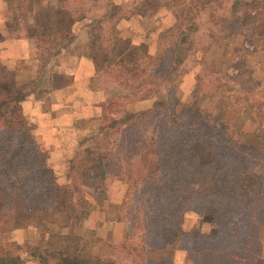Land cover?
Segmentation results:
<instances>
[{
	"label": "trees",
	"instance_id": "16d2710c",
	"mask_svg": "<svg viewBox=\"0 0 264 264\" xmlns=\"http://www.w3.org/2000/svg\"><path fill=\"white\" fill-rule=\"evenodd\" d=\"M6 1V28L35 41L42 68L25 81L0 58V232L24 226L28 218L45 228H66L74 219L81 224L95 203L85 189L99 190V185L121 178L126 184L121 208L131 203L127 213L134 224H143L146 248L186 247L193 235L184 227L183 216L193 210L219 224L230 216L222 230L226 240L221 242L217 234L207 233L203 240L211 243L199 247L197 239V263L257 264L254 245L258 229L264 224V148L246 142L234 132L231 135L234 130L229 127L219 132L213 120L198 117L197 104L191 99L192 103H181L175 86L189 72L180 68L189 55L182 54L179 42L168 37L158 43L154 53L144 45L127 54L118 47V22L137 9L151 6L153 0ZM227 1L171 0L176 21L161 36L165 38L166 32L173 35L176 28L182 42L191 32L204 36L207 31L210 37H225L226 30L234 29L230 19L233 15L240 18L237 25L241 28L247 21L264 19V0H234L231 8L226 6ZM78 23L83 24L80 31L88 30L87 54L97 69L105 64L114 71L111 82L116 90L104 101L98 129L88 136L97 144L75 152L69 160V183L60 184L48 162L47 150L33 134L36 124L26 120L21 109L35 91L33 81L42 69L76 39ZM174 71H180L175 78L170 76ZM169 77L176 83L167 88ZM134 92L140 93L139 100L153 99V105L127 111L123 99ZM109 104L122 107L121 114L105 118ZM88 152L92 155H86ZM85 156L91 163L87 178L80 174ZM53 237L57 236L52 240ZM230 237L232 241L228 242ZM217 239L215 248L213 240ZM241 239L243 243L239 245ZM56 243L46 250L47 256L37 250L30 253L40 258V264H144L137 262L142 258L147 260L145 264H175L168 256L156 259L143 253L140 258L141 254L135 252L131 262L125 263L114 251L103 254L94 247ZM207 251L210 254L203 257ZM21 259L6 249L0 252V264H16Z\"/></svg>",
	"mask_w": 264,
	"mask_h": 264
},
{
	"label": "rangeland",
	"instance_id": "374dc122",
	"mask_svg": "<svg viewBox=\"0 0 264 264\" xmlns=\"http://www.w3.org/2000/svg\"><path fill=\"white\" fill-rule=\"evenodd\" d=\"M51 1L54 2L56 0ZM118 1L119 0H117V2ZM233 2L234 0L227 1L226 6L229 8L233 7ZM151 4V6L143 10L137 9V11L134 12L135 15L140 14L142 16H147L149 20L145 19L143 22H140L138 28L133 31V39H148L152 30L156 31L158 29V27L156 29L154 26L162 23L163 28L165 27L166 29L163 30L162 28L161 30L163 31L158 33V42L155 37L154 43L147 42L146 44L142 42L141 44H132L129 37H126L125 33H123L125 35L124 37L119 30L120 38L118 40V47L120 50L125 51V54H127L139 49L142 45L150 46L149 44H152L153 48L155 45H158V43L162 44L163 40H166L168 37L179 42V48L182 54L189 55V59H186L180 68H186L189 74H199V78L188 76L185 77L184 80L182 78V80L176 84L175 94L180 99L181 103H190L193 101V104H197L196 111L198 117L202 115L203 119L207 117L209 120H213L219 128V132L225 127H229L231 130H234L231 131V135H234V132L237 137L244 138L246 142L250 144L254 143L264 148V19L261 21L253 20V22H251V20L247 21V24H244V28H241L237 25L240 18H234L232 11L233 16H231L230 19L234 22V29L230 27L229 31L226 30L227 33L225 37H210L206 34L207 31H205L204 36H202L200 32H191L189 38H187L185 42H182L179 36L180 31L178 29L176 30V28L174 29L173 35H171V32H166L165 38L161 36L162 33L168 31L176 21L175 16L172 17L170 13L173 7L171 0H153ZM162 12L164 13L162 14L164 15V21L159 18L162 16L160 15ZM261 12L262 15H264V7L261 8ZM0 18L2 19L3 17L0 15ZM0 24V29L3 28L8 33L14 32H10V29L8 30L2 23ZM199 25H201V22ZM239 28L245 31L242 32L238 30ZM97 31L98 29L94 30V34H96ZM232 31L234 32L233 34L231 33ZM194 50L196 51L194 52ZM84 52H90H88V46H85ZM36 58L39 57L36 56ZM101 58L100 55L97 56L98 61H101ZM104 65L97 69L95 64L97 75L91 81V88L94 90L101 88L100 90L105 93L106 101L108 95L116 90V88L112 86L111 82L113 78L111 72L114 71ZM207 67L208 70L214 72L212 75L208 73ZM8 68L14 70L21 79L26 81L29 79L28 77H34L42 67L40 65V60H24L18 62L14 67L8 66ZM51 70V68H48V65L42 69L41 74L45 77L42 79L38 77L35 82L33 81L34 85H32V89L35 91L32 93L39 96L43 93L36 92L37 89L43 91V88H46L48 85L50 86L52 83ZM179 72L180 71H174L170 76L175 78L178 76ZM54 79V82L61 79V81H65L67 77L66 75L64 77L62 75H55ZM174 83L176 82L174 80L171 81L169 77L167 78L165 86L169 88L172 87ZM139 95L140 93L137 92L126 95L122 103L123 108L125 107L127 111H132L136 108L138 102H140L138 99ZM189 99H191V101ZM149 103L152 104L153 102L150 100ZM121 109L122 107H113L112 104H109L105 108L104 117L108 118L113 114L120 115L121 111L119 112V110ZM258 109L260 111H258ZM21 112L25 115L26 120L33 123L24 107L21 109ZM122 114L124 115V113ZM85 122V120H82L78 123L77 129L80 131L78 136L74 131H67L64 134V140L52 142V145L46 143L41 138V134L35 132L37 126L35 128L33 127V134H35L37 140L44 149L47 150L48 162L53 168L57 176V181L60 184L69 183V160L75 152L79 150L82 152L85 147L97 144L92 138L88 137L94 131L82 132L81 129L89 127ZM75 139L78 140V142L72 147ZM82 142L84 143L81 145L80 143ZM99 143L101 144L102 142ZM60 148L64 153H70L72 149L71 154H69L70 157L67 155H59V150L55 149ZM89 154L90 152L86 155L89 156ZM88 156L84 157L85 164L82 163L80 170V174H82L83 177L85 176V178L88 176L86 170L88 166L91 165V163L88 162ZM106 183L99 185V190H93V188L85 189L87 193H91L86 194L88 198L94 200L95 203L89 217L86 218L83 223L80 224L74 219L66 228H59L55 225H49L48 228H45L42 224L36 223L28 218L24 226L13 228L7 232H0V252L2 249H6L7 253L11 252V254L19 255L22 259L16 264H40V258L37 255L31 254L30 251L37 250L43 252L47 256L46 250L52 247V242H57V246H63L65 243L69 242L70 246L75 245L79 248L94 247V250H100L103 254L106 251H111L112 253L114 251L118 257L122 256V260H125V263L131 262V258L135 257V252L141 254V256H139L140 258L143 257L144 253V255L149 258L159 259L163 256L171 257L175 264H199L195 261L196 256L194 254L196 244L198 246L197 239H199V247L203 246V244L211 243L208 240H203V235L207 233L213 235L217 234L221 242L226 240L222 230L223 226L228 223L230 216L223 224H219L218 222L213 223L205 220L193 210H187L183 216L184 227L192 231L193 239L186 247L158 249L149 246L146 248L143 238L145 232V230L142 229L143 224L141 227L139 223L134 224L132 215L127 213L131 203L129 202V206L124 207V210L121 208L124 203L123 200H125V182L122 181L121 178H113L110 183L109 181ZM108 188L109 191L107 192ZM257 234L256 243L254 245L256 246L254 247L256 249L254 256L257 264H264V224L258 229ZM54 235L57 237H53L52 240V236ZM218 239L213 240V242L215 241V248L217 247L216 244L219 243ZM62 240L64 241L63 243ZM227 241L231 242L232 238L230 237ZM238 242L239 245L242 244L243 239ZM220 244L222 245V243ZM133 249L135 251H133L132 254ZM210 252L211 251H207L203 257L207 256V254L209 255ZM221 258L223 259L224 257ZM247 258L248 257H246L244 261H246ZM137 262H143L145 264L147 260H143L142 258V261ZM49 263L51 262L49 261Z\"/></svg>",
	"mask_w": 264,
	"mask_h": 264
},
{
	"label": "crops",
	"instance_id": "0c3cea01",
	"mask_svg": "<svg viewBox=\"0 0 264 264\" xmlns=\"http://www.w3.org/2000/svg\"><path fill=\"white\" fill-rule=\"evenodd\" d=\"M172 12L170 13L173 17L174 14ZM162 14L164 13H160V15ZM0 15L3 17L2 19L0 18V23L6 28V25L9 24L8 4L6 0H0ZM163 16L159 18L164 21ZM145 19L149 20L147 16L135 15L134 13L130 17L121 19L118 22V30L122 34L125 33L132 44H141L142 42L146 44L147 42L154 43L155 37L158 42V33L166 29L165 27L163 28L162 23L154 26V28L157 29L158 27V29L156 31L152 30L148 39H133V31ZM82 25V23L76 25L78 29L77 36L69 49L63 50L62 53L51 59V62L48 64V68L52 69V83L50 86L48 85L46 88H43V91L37 89L36 92L43 94L38 96L35 93H31L24 102L26 113H28L29 118L37 126L35 132L41 134V138L51 145L52 142L64 140V134L67 131H74L78 136L80 134V131L77 129L78 123L82 120H85V123L89 125L88 128L81 129L83 133L86 131H96L100 118L103 115L105 93L100 90L101 88L96 90L91 88V81L97 75V71L93 59L84 52L85 46L88 45L89 37L87 28L80 31ZM162 28L163 30H161ZM0 30V34H2L0 40V58L3 63L14 67L20 61L38 60L36 58L38 56L37 47L32 38L18 34V32L8 33L3 28ZM149 45L147 47L150 53H154L158 48V45H155L153 48L152 44ZM55 75H62L63 77L66 75L67 79L61 81L64 79L62 78L54 82ZM188 76L196 77V74H185L183 80ZM39 77L42 79L45 76L41 74ZM150 100L153 102V99L140 100L138 106L132 111L151 107L153 103L150 104ZM77 142L78 140L75 139L72 147ZM55 150H59V155H67L68 157H70L69 154L72 151L71 149L70 153H64L61 148Z\"/></svg>",
	"mask_w": 264,
	"mask_h": 264
}]
</instances>
